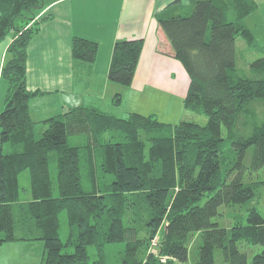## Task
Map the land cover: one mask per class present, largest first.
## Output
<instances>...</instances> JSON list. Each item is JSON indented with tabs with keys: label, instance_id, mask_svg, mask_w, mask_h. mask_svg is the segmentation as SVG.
<instances>
[{
	"label": "trees",
	"instance_id": "1",
	"mask_svg": "<svg viewBox=\"0 0 264 264\" xmlns=\"http://www.w3.org/2000/svg\"><path fill=\"white\" fill-rule=\"evenodd\" d=\"M46 4L0 0V42L12 36L1 71L8 89L0 112V246H38L41 264H109L117 246L119 264H186L198 233L195 264H216L217 249L226 264H264V215L255 203L264 180L245 181L264 167V57L250 64L252 77L236 63L239 37L257 45L245 23L257 8L253 0H191L187 7L176 0L157 14L190 79L184 109L205 115V125L167 124L136 112L118 117L93 105L35 122L29 101L41 91L27 87L28 46L50 19L39 16ZM143 45V39L114 44L110 82L132 84ZM98 50L95 41L73 38L77 75L93 73ZM121 102L117 93L114 107ZM71 135L86 141L70 145ZM232 205L247 212L246 225L213 222L221 206ZM241 241L263 249L249 261Z\"/></svg>",
	"mask_w": 264,
	"mask_h": 264
},
{
	"label": "crops",
	"instance_id": "2",
	"mask_svg": "<svg viewBox=\"0 0 264 264\" xmlns=\"http://www.w3.org/2000/svg\"><path fill=\"white\" fill-rule=\"evenodd\" d=\"M175 1L48 0L40 17L50 19L41 25L28 46L27 87L41 91L29 101L32 119L43 122L70 108L93 105L118 117L137 112L155 114L163 122L173 123L172 110L184 107L190 79L182 63L172 56L157 14ZM180 1L184 7L191 2ZM74 37L99 44L92 74L84 69L79 73L82 75L75 72L71 54ZM129 39H143L144 45L133 82L123 87L110 82L107 74L114 44ZM11 42L12 36L0 42V112L8 89L1 71ZM117 93L122 95V102L116 108L113 98ZM125 99L126 105L131 100L126 113L123 112ZM155 102L161 105L160 111L155 108ZM41 261L42 258L40 264Z\"/></svg>",
	"mask_w": 264,
	"mask_h": 264
},
{
	"label": "rangeland",
	"instance_id": "3",
	"mask_svg": "<svg viewBox=\"0 0 264 264\" xmlns=\"http://www.w3.org/2000/svg\"><path fill=\"white\" fill-rule=\"evenodd\" d=\"M253 2L255 3L257 8L252 14H250L245 19V23L247 27L254 34L257 45L255 48H251L242 38L239 37L237 39V61H236L237 69L245 77L253 76L252 73L250 72V64L254 60L260 57H264V0H253ZM158 100H160V98H158ZM126 102L127 101L125 99L124 107H123L124 110L123 112L125 113L129 108V105L131 104V100L127 103V105ZM154 106L158 111H160L161 105L159 103L155 102ZM174 108H175L173 109L174 111L172 110L173 123H167V124L175 125L181 121H194L200 125H205L207 122V117L205 115L202 114L199 115L193 113L191 111L184 109V107L182 108L181 106L180 109H178V107H174ZM125 115H127V113ZM165 117L168 118L167 115H165ZM162 120L164 121V119L161 118L160 121L163 122ZM43 131H44V127L39 128L40 134ZM85 141H86L85 135H71L69 137L70 145H80L85 143ZM52 170L54 172L53 163H52ZM257 180H264V167L256 173L246 174L245 176V181L247 182L257 181ZM255 203L260 213L264 215V190L262 191L260 198H258L257 202ZM137 209H138V202H135V205H131L130 210L128 211V216H130L131 214H135L133 212H135ZM247 215H248L247 212L240 205L221 206L219 208V214L213 219V222L217 223L220 227L223 228H231L236 223L246 225ZM163 233H164V228H161L157 239H155V241L153 242V246L158 245L160 239L163 237ZM68 235H69V226H68L67 216L66 213L63 212L61 214L60 236L64 242L67 241ZM201 244H202V238L200 234L198 233L193 234L191 236V241L189 246V258L186 264L196 263L199 257V248ZM36 248L37 249L33 251L34 246L29 247L28 244L23 242L4 243V245L0 246V264H40V258H41L40 255L42 251L41 248H39L38 246H36ZM238 248L241 252H244L248 255L249 261H251L252 258L256 254L260 253L263 249L260 245H252L244 241L238 243ZM114 250L116 251L114 252ZM114 250L109 253V257H108L109 264L120 263V255L119 253H117L119 252L118 251L119 247L118 246L115 247ZM65 251H69V250L65 249ZM163 260L165 259L163 258ZM215 263L226 264L223 260V256L220 249H217L215 251Z\"/></svg>",
	"mask_w": 264,
	"mask_h": 264
}]
</instances>
